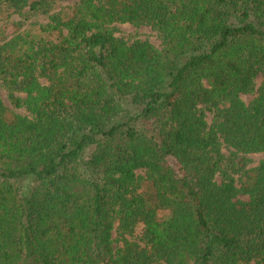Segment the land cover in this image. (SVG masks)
I'll list each match as a JSON object with an SVG mask.
<instances>
[{
	"label": "trees",
	"instance_id": "1",
	"mask_svg": "<svg viewBox=\"0 0 264 264\" xmlns=\"http://www.w3.org/2000/svg\"><path fill=\"white\" fill-rule=\"evenodd\" d=\"M63 2L0 0V264H264V0Z\"/></svg>",
	"mask_w": 264,
	"mask_h": 264
},
{
	"label": "rangeland",
	"instance_id": "2",
	"mask_svg": "<svg viewBox=\"0 0 264 264\" xmlns=\"http://www.w3.org/2000/svg\"><path fill=\"white\" fill-rule=\"evenodd\" d=\"M79 0H64L63 5L65 7H74ZM8 19L7 16L4 17V19L0 22V24H8L9 22L15 21V20H19V16L17 15H12L10 20H5ZM5 20V21H4ZM31 23H37V20H32L29 21L26 25V28H28V26ZM116 30H117V35L118 36H122L124 37L126 40H128L129 42L133 43L135 41H149L152 45H154L155 47H157L158 49H162V42L159 38V35L156 31H154L151 27L148 26H134L131 24H125V25H116L115 26ZM262 84V76H259L256 79V91L253 94H249V95H242L241 98L242 100L249 105L257 96V92L258 89L260 88ZM0 96L2 97L4 103L6 106H8L9 108L15 110L16 112H18L19 114L22 115H27L26 110L25 109H21V110H17L14 109V107L11 105V102L9 100V92L2 87V85L0 84ZM213 120V116L209 115V121L210 123ZM226 154H228V151L225 150ZM254 160V164L253 166H258L259 163L262 161V159L264 158L262 154H256V155H252L251 156ZM171 164L173 167H175V161L171 160ZM138 174L144 176L145 173L139 171ZM222 178L219 176L217 178L218 182H221ZM246 199V198H243Z\"/></svg>",
	"mask_w": 264,
	"mask_h": 264
}]
</instances>
